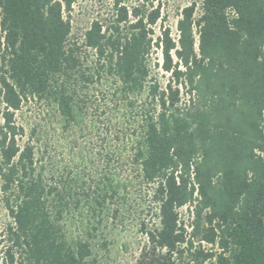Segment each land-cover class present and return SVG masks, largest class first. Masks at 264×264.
<instances>
[{
    "label": "trees",
    "instance_id": "1",
    "mask_svg": "<svg viewBox=\"0 0 264 264\" xmlns=\"http://www.w3.org/2000/svg\"><path fill=\"white\" fill-rule=\"evenodd\" d=\"M111 1L112 23L92 21L78 44L75 0H0V195L12 220L0 264H100L90 233L72 236L65 215L77 164L103 166L90 206L125 189L110 170L115 159L132 166L158 212L157 228L142 224L137 264H264V0H187L176 41L166 28L154 32L158 0ZM27 99L55 107L70 140L69 183L49 182L50 158L19 144L14 115ZM107 102L108 112H88ZM86 133L95 144H78ZM182 208L192 216L188 238Z\"/></svg>",
    "mask_w": 264,
    "mask_h": 264
},
{
    "label": "rangeland",
    "instance_id": "2",
    "mask_svg": "<svg viewBox=\"0 0 264 264\" xmlns=\"http://www.w3.org/2000/svg\"><path fill=\"white\" fill-rule=\"evenodd\" d=\"M158 1L161 4L162 20L158 21L154 27V32L159 35L160 29L166 28L169 30L171 38L176 40L178 35L176 23L181 9L188 4V1ZM156 2L153 1V5ZM123 3L127 7L133 4L132 0H123ZM198 14L199 9H196L195 18ZM114 15L115 11L111 0H75L70 13L72 28L70 39L80 44L92 21L97 20L102 24H110L114 20ZM82 53L87 58L91 57L89 51L84 52L82 50ZM150 58L152 65L160 62L159 50L154 49ZM151 73L161 84L167 79V75H164L159 68L152 67ZM93 95H96L95 91L90 90L88 96L93 99ZM95 103H99L98 99L95 100ZM97 104H94L93 109L88 111L91 115L92 113L98 114L103 110L108 112L109 109L113 108L111 102L106 103L108 107L105 109L103 105L97 106ZM1 108L0 100V110ZM14 120L16 125L20 126L23 131L19 138V144L30 143L37 146L39 156L43 153L46 158H50L49 164L46 165L48 181L54 182L62 177V180L69 183L67 175L71 172V169L74 170V167L68 165L70 140L65 138L67 135L61 136L58 131L59 118L55 107L39 99H27L23 101L20 110L15 113ZM105 125L98 124L97 126L101 132H104ZM86 134L77 141L78 144H95V139L93 138L94 140L90 141V135ZM108 144L113 150L112 137L108 140ZM122 145V143L119 144V149L122 148ZM77 167L78 172H83L76 187H71V193L75 191L76 195L73 197L75 200L70 202L71 204L65 215L69 233L72 236L84 238L86 231H88L91 235L89 242L92 252L100 264H137L140 250L146 242L142 232V224L147 229L158 227V212L151 203L150 189L136 177L132 166L126 159H115L110 164V170L112 172L116 168L115 174H117L118 182L121 186L125 185L126 187L125 189L120 187L117 194L113 196L111 193H107L103 207L95 208L90 206L89 202L99 193L97 185L100 178L99 172L103 166L99 164L90 166L86 163L85 166L77 164ZM76 200L77 203H75ZM178 215L186 228V237L188 238L190 231L188 226L192 222L191 212L187 208H182L178 211ZM11 223V217L3 205L0 195V233L6 225ZM203 247L206 250L212 248L205 244H203ZM212 251L216 252L218 250L214 247ZM206 264H209V262H206Z\"/></svg>",
    "mask_w": 264,
    "mask_h": 264
},
{
    "label": "built area",
    "instance_id": "3",
    "mask_svg": "<svg viewBox=\"0 0 264 264\" xmlns=\"http://www.w3.org/2000/svg\"><path fill=\"white\" fill-rule=\"evenodd\" d=\"M177 33H178V32H177ZM194 37H195L196 44H197V39H198V37H197V34H196L195 30H194ZM177 38H178V35H177ZM177 38H176V40H177ZM176 40H175V41H176Z\"/></svg>",
    "mask_w": 264,
    "mask_h": 264
}]
</instances>
